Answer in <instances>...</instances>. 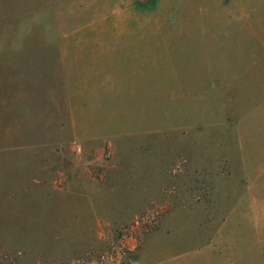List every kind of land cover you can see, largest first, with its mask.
I'll list each match as a JSON object with an SVG mask.
<instances>
[{"label": "rangeland", "instance_id": "1", "mask_svg": "<svg viewBox=\"0 0 264 264\" xmlns=\"http://www.w3.org/2000/svg\"><path fill=\"white\" fill-rule=\"evenodd\" d=\"M0 264H264V0H0Z\"/></svg>", "mask_w": 264, "mask_h": 264}]
</instances>
